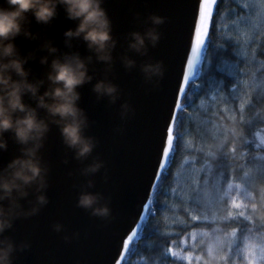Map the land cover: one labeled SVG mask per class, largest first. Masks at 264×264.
Segmentation results:
<instances>
[{"label":"water","instance_id":"1","mask_svg":"<svg viewBox=\"0 0 264 264\" xmlns=\"http://www.w3.org/2000/svg\"><path fill=\"white\" fill-rule=\"evenodd\" d=\"M217 0H0V264H122Z\"/></svg>","mask_w":264,"mask_h":264},{"label":"trees","instance_id":"2","mask_svg":"<svg viewBox=\"0 0 264 264\" xmlns=\"http://www.w3.org/2000/svg\"><path fill=\"white\" fill-rule=\"evenodd\" d=\"M234 184L250 207L231 204ZM195 234L220 239L214 257ZM248 236L264 240V0H217L167 167L122 264H245Z\"/></svg>","mask_w":264,"mask_h":264},{"label":"rangeland","instance_id":"3","mask_svg":"<svg viewBox=\"0 0 264 264\" xmlns=\"http://www.w3.org/2000/svg\"><path fill=\"white\" fill-rule=\"evenodd\" d=\"M227 197L229 198L231 204L239 209L244 210L251 206L250 195L239 185H231L227 188ZM196 238L202 240H207L208 253L211 257H214L216 246L219 244L220 239L215 236L208 238L205 234H195L191 236V242ZM242 253L244 257L245 264H264V240L257 239L255 237H246L242 241Z\"/></svg>","mask_w":264,"mask_h":264}]
</instances>
